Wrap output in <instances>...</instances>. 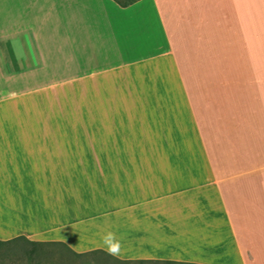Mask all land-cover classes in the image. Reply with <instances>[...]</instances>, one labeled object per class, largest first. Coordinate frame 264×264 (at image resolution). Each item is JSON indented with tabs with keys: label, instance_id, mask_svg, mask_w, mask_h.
Returning a JSON list of instances; mask_svg holds the SVG:
<instances>
[{
	"label": "crops",
	"instance_id": "obj_1",
	"mask_svg": "<svg viewBox=\"0 0 264 264\" xmlns=\"http://www.w3.org/2000/svg\"><path fill=\"white\" fill-rule=\"evenodd\" d=\"M17 238L78 264H264V0H0Z\"/></svg>",
	"mask_w": 264,
	"mask_h": 264
},
{
	"label": "rangeland",
	"instance_id": "obj_2",
	"mask_svg": "<svg viewBox=\"0 0 264 264\" xmlns=\"http://www.w3.org/2000/svg\"><path fill=\"white\" fill-rule=\"evenodd\" d=\"M55 252L18 240L0 244V264H78Z\"/></svg>",
	"mask_w": 264,
	"mask_h": 264
},
{
	"label": "clouds",
	"instance_id": "obj_3",
	"mask_svg": "<svg viewBox=\"0 0 264 264\" xmlns=\"http://www.w3.org/2000/svg\"><path fill=\"white\" fill-rule=\"evenodd\" d=\"M100 249L109 256L120 258L122 255V238H118L116 233L111 230H105L99 234Z\"/></svg>",
	"mask_w": 264,
	"mask_h": 264
},
{
	"label": "trees",
	"instance_id": "obj_4",
	"mask_svg": "<svg viewBox=\"0 0 264 264\" xmlns=\"http://www.w3.org/2000/svg\"><path fill=\"white\" fill-rule=\"evenodd\" d=\"M114 1L117 2L120 6L125 7L129 4H132L133 2H135L137 0H114ZM19 239L21 240V238H17V240H19ZM8 242H10V241H1L0 240V244H6Z\"/></svg>",
	"mask_w": 264,
	"mask_h": 264
}]
</instances>
